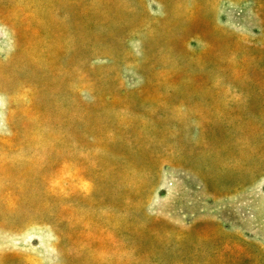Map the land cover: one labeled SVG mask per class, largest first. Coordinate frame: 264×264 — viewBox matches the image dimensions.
I'll use <instances>...</instances> for the list:
<instances>
[{"label": "rangeland", "instance_id": "374dc122", "mask_svg": "<svg viewBox=\"0 0 264 264\" xmlns=\"http://www.w3.org/2000/svg\"><path fill=\"white\" fill-rule=\"evenodd\" d=\"M0 264H264V0H0Z\"/></svg>", "mask_w": 264, "mask_h": 264}]
</instances>
